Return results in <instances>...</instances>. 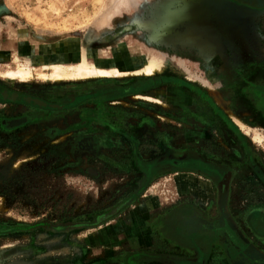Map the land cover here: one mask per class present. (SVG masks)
Here are the masks:
<instances>
[{"label": "rangeland", "instance_id": "rangeland-1", "mask_svg": "<svg viewBox=\"0 0 264 264\" xmlns=\"http://www.w3.org/2000/svg\"><path fill=\"white\" fill-rule=\"evenodd\" d=\"M238 6L233 11L212 0H0V84L5 86L48 94L65 83L123 84L155 77L168 66L166 76L151 82L144 97L120 100L102 112H86L89 116L56 114L7 130L4 124L14 114L0 112V264H95L99 257L105 258L101 264H112L107 258L118 243L111 240V226L131 210L130 199L141 201L144 189L156 188L163 190L164 199L173 200L185 177L201 183L194 172L173 171L155 172L143 181L141 163L170 151L161 141L173 140L178 133L188 136L193 131V136L201 134L196 135L198 141H216L220 148L225 144L232 162L230 148L243 149L247 160L264 167V127L256 125L251 114L255 107L244 98L251 97L256 85L243 81L245 75L251 77L253 66H264V9ZM127 47L162 57L164 69L59 82L38 76L48 72L39 59L49 53L71 60L89 52L111 58ZM27 60L35 66L30 79L6 76ZM230 61L245 69H230ZM226 72L234 76L229 79ZM254 114L264 124L262 113ZM82 127L114 136L121 148L122 138L110 129L125 132L134 148L123 147L115 156L126 162L65 164L70 154L61 137ZM50 129L58 136L49 137ZM137 130L143 132L136 136ZM133 152L140 164L133 163ZM143 218L138 213L132 223L138 228ZM121 227L112 229L114 236Z\"/></svg>", "mask_w": 264, "mask_h": 264}, {"label": "flooded vegetation", "instance_id": "flooded-vegetation-1", "mask_svg": "<svg viewBox=\"0 0 264 264\" xmlns=\"http://www.w3.org/2000/svg\"><path fill=\"white\" fill-rule=\"evenodd\" d=\"M229 1L264 9V0ZM232 62L228 64L230 69L239 66L245 69L242 65L233 66ZM253 67L251 77L245 75L243 81L247 85L256 86L249 91L251 97L245 95L244 98L247 103L254 105L255 108H251L254 112H260L264 116V90L261 89L264 86V66ZM166 71L155 77L134 78L131 82H122L123 84L111 81L70 86L65 83L67 85L49 91L48 94L0 84V112L14 114L12 119L6 120L4 126L7 130L18 129L31 123L50 120L56 114L67 117L71 114L89 116L86 112H102L103 107L120 105V100L144 97L141 94L150 89L149 84L158 77H163ZM231 73L226 72L229 79L234 76ZM153 109L158 110L155 107ZM254 112L251 114L256 125L264 127V124L258 122ZM82 129V132L69 130L61 137L68 144L65 151L70 154L65 164H91L94 161L112 165L119 161L126 162L115 156V151L118 154L121 149L132 146V141L127 140L129 137L125 132L121 135L115 128L110 129V133L122 138L120 143L124 148H121L119 144H115L117 141L115 142L114 136L104 137L105 133L88 127ZM141 132L143 131L137 130L136 136ZM48 133L52 138L59 134L56 129H50ZM193 133L192 131L188 136L178 133L169 141L165 138L161 141V147L170 151L148 162L141 163L133 152V163L143 165V176L146 178L143 181L150 179L155 172L173 171L183 175L194 172L195 178H199L201 183L191 182V179L185 177L183 187L180 192L177 191L173 200L165 199L164 204L155 210H138L132 207L126 216L114 222L111 226V240L118 244L114 247L116 252L107 258L112 264H232L234 261L237 264H248L246 261L242 262L243 259L248 262L251 260L254 264H264L263 165L250 162L246 151L235 148H230L235 160L232 162L227 157L225 144L224 148L217 146L219 144L216 141L206 144L205 141L196 140V135H201L200 133L195 136ZM110 144L112 147H107L106 150L105 147ZM185 147L192 150L181 151L180 155L173 153L174 149ZM240 147L243 148L242 144ZM130 200V205L127 204L129 208L136 203L135 199ZM138 213L144 218L143 224L137 228L132 223V218ZM116 226H122V230L114 236L112 229ZM103 260L105 258L99 257L94 263L101 264Z\"/></svg>", "mask_w": 264, "mask_h": 264}, {"label": "bare ground", "instance_id": "bare-ground-1", "mask_svg": "<svg viewBox=\"0 0 264 264\" xmlns=\"http://www.w3.org/2000/svg\"><path fill=\"white\" fill-rule=\"evenodd\" d=\"M127 50L126 52L122 51L121 54L119 53L118 55H115L114 52L111 58L103 57L101 52L81 53L79 57L72 60L49 53L47 58L43 57L39 59V66L43 69H47L48 72L41 71L38 76L43 80L47 79L48 81L55 80L59 82L71 78H106L113 75L120 76L121 74L131 73L153 74L162 71L166 65V61L162 57H158V55L156 56L144 49L137 51L136 49L127 47ZM127 52L135 55H129ZM34 68L35 66L31 63V60H27L26 62L18 64L16 68L7 70L6 76L11 80L16 78L25 81L32 77ZM219 101L223 103L220 97Z\"/></svg>", "mask_w": 264, "mask_h": 264}, {"label": "crops", "instance_id": "crops-1", "mask_svg": "<svg viewBox=\"0 0 264 264\" xmlns=\"http://www.w3.org/2000/svg\"><path fill=\"white\" fill-rule=\"evenodd\" d=\"M163 196L164 194L162 189L149 188L145 191L143 199L141 201H137L131 206V208L133 207L138 210L150 208V210H155L164 204L163 202L165 199Z\"/></svg>", "mask_w": 264, "mask_h": 264}, {"label": "water", "instance_id": "water-1", "mask_svg": "<svg viewBox=\"0 0 264 264\" xmlns=\"http://www.w3.org/2000/svg\"><path fill=\"white\" fill-rule=\"evenodd\" d=\"M212 1H216L218 4H221V5H229V6H231L232 7V10L234 11L235 9H237L236 7H240V6H238L237 4H235V3H233V2H231V1H229V0H212ZM259 3H261L260 1H259ZM236 6V7H235ZM242 7V6H241ZM1 176V175H0Z\"/></svg>", "mask_w": 264, "mask_h": 264}]
</instances>
